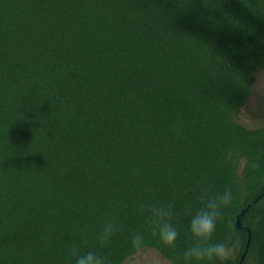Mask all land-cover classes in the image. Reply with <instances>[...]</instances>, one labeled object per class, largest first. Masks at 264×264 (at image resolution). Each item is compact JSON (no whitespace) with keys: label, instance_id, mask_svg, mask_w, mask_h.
Segmentation results:
<instances>
[{"label":"trees","instance_id":"trees-1","mask_svg":"<svg viewBox=\"0 0 264 264\" xmlns=\"http://www.w3.org/2000/svg\"><path fill=\"white\" fill-rule=\"evenodd\" d=\"M264 69V0H0V264H64L105 214L107 249L180 264L186 202L230 187L217 237L232 264L236 215L264 190V123L237 115ZM172 202L176 257L146 234L141 205ZM264 194L242 215L241 264H264Z\"/></svg>","mask_w":264,"mask_h":264},{"label":"clouds","instance_id":"clouds-1","mask_svg":"<svg viewBox=\"0 0 264 264\" xmlns=\"http://www.w3.org/2000/svg\"><path fill=\"white\" fill-rule=\"evenodd\" d=\"M198 206L191 201L184 206L187 226L184 232L188 244L179 253L180 264H232V256L227 248L235 249L237 239L232 243L217 237L218 225L227 210L234 205L235 194L230 187L214 191L209 183H203L196 197ZM264 207V205H262ZM144 228L132 231L128 237L130 247L139 249L150 234L159 245L176 257L177 245L181 238V228L175 222V206L172 202H155L141 205ZM264 216L257 213L253 223L258 224ZM122 231V224L115 216L105 214L94 235V246L83 239L70 244L64 257V264H111L107 254L111 242Z\"/></svg>","mask_w":264,"mask_h":264},{"label":"rangeland","instance_id":"rangeland-1","mask_svg":"<svg viewBox=\"0 0 264 264\" xmlns=\"http://www.w3.org/2000/svg\"><path fill=\"white\" fill-rule=\"evenodd\" d=\"M237 120L246 127H256L264 123V69L254 74V82ZM122 264H171L157 250L142 248L128 257Z\"/></svg>","mask_w":264,"mask_h":264},{"label":"water","instance_id":"water-1","mask_svg":"<svg viewBox=\"0 0 264 264\" xmlns=\"http://www.w3.org/2000/svg\"><path fill=\"white\" fill-rule=\"evenodd\" d=\"M262 194H264V190L260 194H258L256 197H254L249 203H247V205L236 215L234 225L240 229H244L247 232V240L245 243V249H244V251H243V253H242V255L238 261V264H241L242 260L244 259L247 248H248L249 243H250V239H251V231H250L249 227L242 224V221H241L242 215L244 214L245 210L250 205L254 204L260 198V196Z\"/></svg>","mask_w":264,"mask_h":264}]
</instances>
